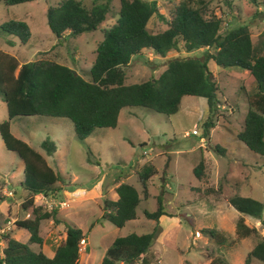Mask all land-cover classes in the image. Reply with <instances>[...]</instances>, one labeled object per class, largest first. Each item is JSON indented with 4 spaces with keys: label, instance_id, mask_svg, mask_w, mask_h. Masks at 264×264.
<instances>
[{
    "label": "rangeland",
    "instance_id": "rangeland-1",
    "mask_svg": "<svg viewBox=\"0 0 264 264\" xmlns=\"http://www.w3.org/2000/svg\"><path fill=\"white\" fill-rule=\"evenodd\" d=\"M56 1L29 0L5 4L0 0V24L8 19H20L26 22L30 31L28 42L22 45L15 37L1 33L0 30V49L11 48L12 51L7 53H14L13 56L18 62L41 56L53 58L88 79L87 70L94 58L95 45L102 36L101 28L111 25L116 19L117 0H111L109 12L94 30L65 35L61 40L55 39L45 18L46 7ZM178 1L156 0L158 11L167 15L173 4ZM228 2H207L208 8L221 19L219 31L222 32L227 26L245 24L253 44L261 45L260 48L264 52V0ZM82 3L90 5L89 0H82ZM164 26L163 21L156 15H152L146 22L149 31L159 30ZM9 40L13 41L14 47L12 43L7 44ZM203 50L204 48H198L187 52L179 48L170 50L165 56H159L151 49L143 48L139 55H132L123 67L124 83L155 77L165 67L168 58L200 56ZM138 56L142 57L143 61ZM206 66L218 86V103L208 118L210 123L206 127V135L203 134L202 125L208 115L206 101L204 97L193 95H183L177 111L169 115L146 107L124 106L117 114L114 127H96L82 140L75 136L72 123L66 117L20 115L11 118L10 132L41 153L47 164L58 174L59 180L55 183L58 191L46 196L35 195L33 203L40 204L43 209L55 208V216L58 219L60 215L66 216L81 228L89 223V226L93 227L89 236L91 245L102 247L101 244L110 242V232L114 226L106 221L94 219L98 211V197H103L111 179L118 176L133 184L139 191L135 172L140 163L148 161L155 169L147 183L149 196L141 199L135 208L139 219L144 220V226L129 231H151L150 227L154 226L155 221L142 217L144 215L141 212L143 209L152 211L156 205V196H160L165 211L175 214L178 218V224H173L167 231L168 235L174 238L170 240L171 244L169 242L163 245V264H179L180 261L184 264H202L214 255L222 256L228 264H243L248 239L235 248L231 240L233 238L227 236V240H231L229 244L217 245L208 238L206 231L212 228L220 232L218 215L224 225H231L237 211L226 202V197L232 193L259 200L263 204L261 216L264 217L262 158L248 150L236 138V133L242 128L246 111V95L255 90V85L244 69L235 66L220 67L212 60L206 61ZM5 118V104L0 99V121ZM45 138L55 144L54 151L48 155L40 147L41 140ZM215 145L223 147L224 151L218 153L213 148ZM200 155L204 156L206 163L207 174L204 180H197L192 173V167L198 162ZM21 174L20 158L14 151L6 149L0 140V226H3L7 219L14 221L31 217L30 208L24 210L21 206L26 198V192L18 184ZM96 180L101 194L88 190L89 185ZM112 182L115 183L116 180ZM216 186L220 187L221 193L205 190ZM75 187L78 191L82 188L88 192L74 198V193L69 191ZM195 187H198L199 191H196ZM4 190H10L11 195H4ZM82 196L87 200L78 202ZM139 196L141 197L140 191ZM246 220L249 222L253 217L247 216ZM252 226L257 228L258 235L264 234L258 223ZM194 230L198 231V236L193 235ZM8 231L9 229H5L3 233ZM46 232L44 226L41 233ZM223 234L226 235L225 232ZM12 235L17 240L26 242L28 232L17 228L12 230ZM258 235L251 234V240L255 242ZM0 239L2 240L1 237ZM58 240L57 235L56 241ZM206 240L207 243L204 244ZM28 245L34 251L37 249L35 244ZM84 250L79 251V259ZM196 250L200 251L196 253ZM240 256L241 262L238 260ZM249 264L264 263L253 259Z\"/></svg>",
    "mask_w": 264,
    "mask_h": 264
},
{
    "label": "trees",
    "instance_id": "trees-1",
    "mask_svg": "<svg viewBox=\"0 0 264 264\" xmlns=\"http://www.w3.org/2000/svg\"><path fill=\"white\" fill-rule=\"evenodd\" d=\"M5 4L29 0H2ZM229 3L228 0H224ZM255 1V0H251ZM86 6L82 0H57L45 9L46 24L56 40L65 35H76L94 30L111 8V0H89ZM208 0H179L173 4L167 15L158 11L156 0H117L115 21L101 28V39L96 43L94 58L87 70L88 79L83 78L66 64L53 58L41 56L33 60L18 62L17 59L0 49V99L5 104L6 118L0 121V140L4 147L12 150L22 162L20 188L26 192L21 206L30 208L31 217L13 221L15 228L28 232L26 242L11 236L10 231L1 234L0 264H78V241L84 236L74 224L64 222L65 235L55 246L51 256L40 250H32L28 244L41 243L39 221L50 218L60 221L55 208L43 209L33 203L35 195L46 196L58 191L55 183L58 174L49 166L41 153L27 142L14 136L9 130L11 118L20 115H46L66 117L72 123L75 136L82 140L96 127H114L117 114L124 106H141L165 115L177 111L183 95L204 97L208 115L203 121V134L210 113L218 103V86L210 74L206 61L212 60L220 67L235 66L248 72L255 84V90L247 94V106L242 128L236 138L252 153L260 155L264 165V52L253 44L250 31L245 24L227 26L219 31L221 19L207 6ZM156 15L164 23V28L149 31L147 20ZM1 33L12 35L20 44H25L30 35L28 25L20 19H8L0 24ZM11 40L7 44H11ZM143 48L159 56L170 50L182 48L185 51L204 48L200 56L185 55L171 57L157 76L138 82L124 83L123 67L132 55H139ZM40 147L45 154L55 149L52 140H41ZM218 153L223 147H213ZM153 165L144 161L136 170L137 187L118 180L114 186L115 199L106 195L101 198L100 215L103 220L115 227H121L135 217V208L140 199L149 196L148 179L153 175ZM197 180L206 178L205 158L199 156L192 167ZM121 178V177H120ZM199 191L198 187H195ZM221 193L220 187L205 189ZM226 202L240 214L259 221L264 230V217L261 216L262 203L249 196L232 193ZM144 217L155 221L151 231L128 232L117 235L106 247L98 264H155L149 247L159 231L158 216L166 214L160 196L152 211L143 209ZM236 236L258 235L256 227L247 226L242 216L235 220ZM209 239L220 245L229 241L208 229ZM255 243L245 253L243 264L252 259L264 263V234L258 235ZM208 264H228L220 255L210 258Z\"/></svg>",
    "mask_w": 264,
    "mask_h": 264
},
{
    "label": "crops",
    "instance_id": "crops-1",
    "mask_svg": "<svg viewBox=\"0 0 264 264\" xmlns=\"http://www.w3.org/2000/svg\"><path fill=\"white\" fill-rule=\"evenodd\" d=\"M11 42L13 44L12 40H11ZM25 44H22V45H25ZM14 46H15V44L12 45V47H14ZM2 51L10 53V51H12V50L10 48L8 50H2ZM13 55H14V53H13ZM138 58H139V56H138ZM143 152L144 151H142V154H143ZM119 179L123 180L124 178H122V177L120 178V176H118L116 178H112L111 179V184L108 186V188L105 190V193H103V194L106 195L107 197H109L110 199H115L116 198V193H115L113 188L117 184V181ZM113 180H114V182L116 180V182L113 183L112 182ZM89 186H90V188H88V190H91V191H93L95 193L98 192L99 194H101V188L99 187V185L97 183V180L94 183H91V185H89ZM64 190H62V191H64ZM69 192L70 193L73 192L74 195L72 197L75 198V196H77L79 194L80 195H84L88 191L86 189L83 190L82 188H79V191H78V188L75 187V188H73V190H71ZM99 196H101V195H99ZM83 197L84 196H82V198L79 197L78 202L87 200V199H85ZM77 198L78 197H76V199ZM98 200H99V204L97 205L98 211H97L96 217L94 219H97L99 217L100 213H101L100 212V203H101L100 201H101V198L98 197ZM73 201H76V200L73 199ZM140 201H141V199H140ZM163 209H164V207H163ZM238 216H242L243 217V221H244V223L247 226H252V225L256 226V223H258V225H259V221H258L257 218L253 217V220L249 221L250 222L249 223L246 220L248 215L240 214L239 212H237V214L234 215L235 218L233 219V222L231 223V225H228L227 223H226V225H224V221L222 220L221 216L218 215L217 222H218V226H219V229H220L219 233L221 235H223L225 238L227 236L230 237V238H233L231 240H233V243H234L233 246L235 248H237V245H239V243H241L242 241H245V239L246 240L248 239V241H249V244L247 245V247H248L247 251H248L255 242L253 240H251V238H250L251 234L246 235V236H239V237L236 236L235 230H234V227H235L234 225H235V220H236V218ZM142 217H144V216H142ZM60 219L61 220L59 222H56V223H55V221H53L50 218H47L45 220L41 219L39 221V226H38L39 227V235L41 236V243L40 244L32 243V244L36 245V247H37L36 250H40L45 255L51 256L53 254V252H54L55 246L59 243L60 240L63 239V237L65 235V224H64V222L74 224L75 226H77V227H79L81 229L82 233H84L83 237L86 240L85 250H84V252H82V254H80V259H82V260L79 261L80 259L78 258V262H80V264H98L100 259H101V257H102V255H103L104 250L110 244V242L113 240V238L115 236L124 235V234H126L128 232H134V231H129V230L143 228V226H144V220H140L137 212L135 211V217L133 219H130V220L126 221L121 227H115L114 226V228L110 232V235H111L110 242L108 241L107 243L101 244L102 247H99V246L95 247L94 245H91L90 238H89L91 229L93 228L92 225L89 226V223H88V225H84V227L81 228L80 225H76L77 223L75 221H73L71 219H68V217H66V216L60 215ZM11 220H13V219H11ZM42 220H44V222ZM96 224H98V222H96ZM152 224H154L153 221H152ZM173 224H178V218L175 216V214H170V213L166 212V214H161V215L158 216L157 225L159 226L160 232L157 233V235L155 236V238L153 239V241H152V243H151V245L149 247V250L154 255L155 264H163L162 253L165 251L163 245L165 243L168 244L169 242H170L169 244H171L170 240H172V238H174L173 236H169L168 232H167L169 230L170 226H172ZM60 225L62 226V228H60ZM44 226H46L47 232L45 234H42L41 230H42V228ZM150 228H152V227H150ZM11 229L12 230H16L17 228H15V226H13V224H11V226L9 228V231ZM12 230H11L10 234H11L12 237H14L16 239V237L14 235H12ZM223 232H225L226 235H224ZM60 233H61V235H60ZM135 233H139V232H135ZM57 235H58V239H59L58 241H56V236ZM207 240H206V242H204V244L207 243ZM231 240H228V241H231ZM1 242L3 244L2 240H1ZM172 245L174 246V241L172 242ZM93 246L95 248H93ZM176 249H178V248L176 247ZM199 251L200 250H196V253H198ZM192 255H195V254H192ZM238 260H240V262H241V256L239 257ZM208 261L209 260H205L202 264H208ZM252 261H253V259L251 260V262ZM231 263L235 264L233 262H231ZM133 264H139V263L135 262ZM179 264H184V262L180 261Z\"/></svg>",
    "mask_w": 264,
    "mask_h": 264
},
{
    "label": "built area",
    "instance_id": "built-area-1",
    "mask_svg": "<svg viewBox=\"0 0 264 264\" xmlns=\"http://www.w3.org/2000/svg\"><path fill=\"white\" fill-rule=\"evenodd\" d=\"M3 194L4 195H11V191L10 190H4ZM40 196H42V195H40ZM59 202H61V200ZM12 222H13V220H11V219L10 220L9 219L5 220L3 226H0V236L5 231V229H9L10 228ZM193 235L198 236L199 235L198 231L194 230ZM2 245L3 244H2L1 239H0V255H1V247H2ZM85 245H86L85 238L81 237L79 239V241H78V251H82L83 249H85Z\"/></svg>",
    "mask_w": 264,
    "mask_h": 264
},
{
    "label": "water",
    "instance_id": "water-1",
    "mask_svg": "<svg viewBox=\"0 0 264 264\" xmlns=\"http://www.w3.org/2000/svg\"><path fill=\"white\" fill-rule=\"evenodd\" d=\"M139 58H140V59H142V57H140V56H139ZM142 61H143V59H142ZM72 72L74 73V72H75V70H74V69H72Z\"/></svg>",
    "mask_w": 264,
    "mask_h": 264
}]
</instances>
